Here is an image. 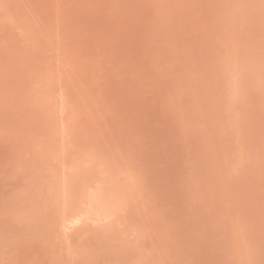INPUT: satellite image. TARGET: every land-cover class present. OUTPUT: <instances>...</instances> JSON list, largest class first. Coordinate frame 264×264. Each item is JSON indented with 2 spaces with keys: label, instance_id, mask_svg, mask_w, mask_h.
<instances>
[{
  "label": "rangeland",
  "instance_id": "rangeland-1",
  "mask_svg": "<svg viewBox=\"0 0 264 264\" xmlns=\"http://www.w3.org/2000/svg\"><path fill=\"white\" fill-rule=\"evenodd\" d=\"M0 264H264V0H0Z\"/></svg>",
  "mask_w": 264,
  "mask_h": 264
}]
</instances>
